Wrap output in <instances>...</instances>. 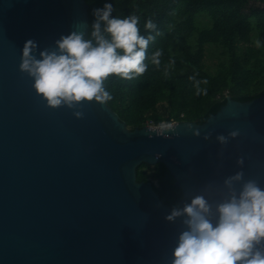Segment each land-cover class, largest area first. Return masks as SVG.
Instances as JSON below:
<instances>
[{"label":"water","instance_id":"obj_1","mask_svg":"<svg viewBox=\"0 0 264 264\" xmlns=\"http://www.w3.org/2000/svg\"><path fill=\"white\" fill-rule=\"evenodd\" d=\"M73 30L88 38L86 0H0V264H170L186 226L165 219L172 206L138 166L163 162L180 206L203 194L215 211L239 171L264 189V93L228 94L204 122L177 120L180 134L167 136L130 128L108 102L51 108L19 68L22 49L29 39L56 47ZM234 130L227 145L217 140Z\"/></svg>","mask_w":264,"mask_h":264},{"label":"trees","instance_id":"obj_2","mask_svg":"<svg viewBox=\"0 0 264 264\" xmlns=\"http://www.w3.org/2000/svg\"><path fill=\"white\" fill-rule=\"evenodd\" d=\"M86 1L90 26L95 19L93 9L112 3L113 16L136 15L140 34L156 37L149 43L148 57L162 50L159 67L146 59L143 75L131 80L111 75L104 82L112 97L108 103L130 128L172 119L204 122L220 109L228 94L249 100L264 93V0ZM148 19L156 24L155 31L145 29ZM213 48L219 50L212 52L218 62L208 67L206 52ZM192 76L208 81L200 84L206 94H197L195 82L189 79ZM137 178L155 180L162 200L172 207L180 205L182 189L163 162H142Z\"/></svg>","mask_w":264,"mask_h":264},{"label":"clouds","instance_id":"obj_3","mask_svg":"<svg viewBox=\"0 0 264 264\" xmlns=\"http://www.w3.org/2000/svg\"><path fill=\"white\" fill-rule=\"evenodd\" d=\"M113 11L112 3L93 9L95 19L87 39L85 31L73 30L62 34L53 48L40 50L34 39L25 42L19 68L33 79L32 87L48 107L82 109L85 102L93 100L106 104L112 99L104 86L109 76L126 80L141 76L148 67L146 59L160 66L162 50L147 56L149 43L156 37L140 34V18L136 15L120 18L113 16ZM144 27L155 31L157 26L148 19ZM256 45L260 46L259 40ZM189 79L195 82L197 94H206L207 90L200 87L201 83H208L206 79L196 80L195 76ZM74 114L78 118L84 115L80 110ZM148 130L151 138L154 131ZM169 130L180 134L172 124L163 122L154 133L167 136ZM187 130L200 135L191 123ZM239 134L234 130L228 136L218 135L217 140L227 145L229 137ZM237 163L243 165V157ZM237 182H242L239 190L235 187ZM224 185L228 194L216 203L215 211L205 195L197 194L190 203L174 205L166 215L170 222L183 217L186 226L178 236L170 264H264V189L254 179L245 181L243 171L227 177Z\"/></svg>","mask_w":264,"mask_h":264},{"label":"rangeland","instance_id":"obj_4","mask_svg":"<svg viewBox=\"0 0 264 264\" xmlns=\"http://www.w3.org/2000/svg\"><path fill=\"white\" fill-rule=\"evenodd\" d=\"M250 4L261 5V2L260 1H251ZM212 52L217 53V52H219V50L217 49L216 51H214V48H213V51L211 49V50H208V52H206L205 61H206V65L208 67H214L216 65V63L218 62V57H217V55H215L216 53H212ZM159 111L162 112L163 109H160ZM150 125H153L154 127L158 126L157 124H154L152 122L150 123Z\"/></svg>","mask_w":264,"mask_h":264},{"label":"built area","instance_id":"obj_5","mask_svg":"<svg viewBox=\"0 0 264 264\" xmlns=\"http://www.w3.org/2000/svg\"><path fill=\"white\" fill-rule=\"evenodd\" d=\"M177 120L176 119H172V120H170V121H163V123H169V124H174L175 122H176ZM160 125V124H159ZM159 125L157 126V127H159ZM153 126V125H152ZM154 182H155V180H154Z\"/></svg>","mask_w":264,"mask_h":264}]
</instances>
